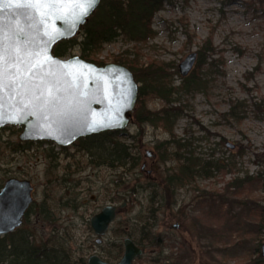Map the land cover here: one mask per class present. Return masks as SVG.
<instances>
[{
	"label": "rangeland",
	"instance_id": "1",
	"mask_svg": "<svg viewBox=\"0 0 264 264\" xmlns=\"http://www.w3.org/2000/svg\"><path fill=\"white\" fill-rule=\"evenodd\" d=\"M152 30L144 44L119 37L95 58L110 64L127 53L143 68L163 66L169 74L164 82L178 87L180 62L211 38L217 53L200 70L205 85L178 92L171 104L182 108L173 135L187 146L168 150L192 153L200 163L234 162L233 171L197 177L168 199L162 180L177 161L160 159L170 140L161 122L139 127L130 120L116 140L129 147L136 164L123 168L96 164V156L83 149L88 144L79 140L66 148L21 142V127L11 126L0 130V186L9 178L29 180L33 201L23 227L33 232L35 244L51 239L73 258L98 255L118 263L129 237L143 250L132 264H261L264 231L257 232L250 210L253 203L264 204V0H168L154 15ZM80 55L74 47L64 58ZM236 103L238 121L227 115ZM146 107L158 111L165 104L149 97ZM234 176L253 179L236 194L226 189ZM121 204L98 246L90 218Z\"/></svg>",
	"mask_w": 264,
	"mask_h": 264
},
{
	"label": "water",
	"instance_id": "2",
	"mask_svg": "<svg viewBox=\"0 0 264 264\" xmlns=\"http://www.w3.org/2000/svg\"><path fill=\"white\" fill-rule=\"evenodd\" d=\"M100 1L73 27L72 17L79 11L76 0H60L67 7L58 9L46 6L44 0H0V40L8 51L24 61L5 67L3 82L7 84L13 79L10 73H17L20 87L15 91L7 87L0 89V130L18 126L21 127L18 137L21 142H52L66 148L79 139L126 129L132 119L139 86L133 73L118 64L98 66L79 56L60 58L53 54L57 43L77 35ZM25 13L29 15L26 17ZM34 21L43 23L34 24ZM196 59L197 53L192 52L180 62L181 77L192 71ZM33 63L37 67L33 68ZM32 72L38 75L33 76ZM42 91L53 94L54 98L47 105L34 99V94ZM228 147L234 146L228 144ZM32 192L29 180L9 178L2 184L0 237L21 226L33 201ZM124 206L107 205L90 218L97 245L102 243L119 209ZM122 245L123 255L118 263L91 255L87 264H132L143 255L142 248L129 237L123 239ZM260 255L264 258V243Z\"/></svg>",
	"mask_w": 264,
	"mask_h": 264
},
{
	"label": "trees",
	"instance_id": "3",
	"mask_svg": "<svg viewBox=\"0 0 264 264\" xmlns=\"http://www.w3.org/2000/svg\"><path fill=\"white\" fill-rule=\"evenodd\" d=\"M167 1L101 0L94 13L80 27L78 36L57 43L53 47V54L64 58L72 48L78 47L81 59L99 66L105 65V63L95 58L103 45L111 43L119 37L129 42L143 44L153 38V17ZM78 37H80L79 41L77 40ZM216 53L211 38L204 40L197 50L194 68L186 77H182L178 87L164 82L169 74L166 73L163 66L143 68V65L137 62V57L129 59L127 53L115 56L112 62L127 67L133 73L134 80L139 85L135 108L132 113L133 122L139 127L145 123L154 125L155 122H161L163 129L170 135V140L163 144V150L160 152V159L163 162L174 157L177 161L176 167L170 172L167 170L168 173L162 180L163 192L168 199L172 198L175 189L193 184L197 177H207L213 171L224 172V170H227L231 173L236 165L234 162L228 164L224 162L200 163L192 153H188V156H182L178 152L168 150L171 145L177 148L178 151L187 146L173 135L174 121L182 111L181 107L177 108L171 105L175 101L173 97L180 91L190 93L205 85L200 70L207 59ZM149 97L162 100L165 107L158 111L147 109L146 101ZM240 108L241 103H236L230 108L227 115L238 121L241 113ZM121 135H123L121 131L104 132L79 139V142L81 145L88 144L83 146V149L96 156V164L98 165L123 168L129 164L130 167H134L136 159L132 157L129 147L116 140ZM127 137L133 138L128 135ZM251 179L253 178L249 176L243 178L234 176L226 183V189H233L234 193L239 194L247 190ZM130 192L135 193L134 187L130 189ZM168 203V205L171 204L170 200ZM253 205L250 215L254 217L257 232L264 231V204L260 206L258 203H253ZM31 207L32 205L26 212L18 229L0 237V264H87L84 258H73L70 252L63 247L55 242L50 243L51 239H48L47 243H34L33 232L23 227L24 221L31 214ZM118 253H121V246L118 248ZM257 261L264 264V258L260 254L257 256Z\"/></svg>",
	"mask_w": 264,
	"mask_h": 264
},
{
	"label": "snow or ice",
	"instance_id": "4",
	"mask_svg": "<svg viewBox=\"0 0 264 264\" xmlns=\"http://www.w3.org/2000/svg\"><path fill=\"white\" fill-rule=\"evenodd\" d=\"M45 5L48 7H52L54 9H58L60 7H67V5L61 4L60 0H44ZM98 0H76V8L79 9L78 13L74 14L72 17L73 20V27H75L76 23L82 22L83 19L88 16L92 10H94ZM26 17L29 15L25 13ZM42 21H34V24H42ZM29 27H33V25H29ZM54 38V37H52ZM38 56V53H36ZM23 64L24 61L21 57L15 55L14 52L8 51L3 44V40H0V89L2 88H9L12 91H15L16 88L20 87V84L17 83V80L20 79L19 74L17 73H10L13 79L9 81L7 84L3 82L4 75H5V67L6 65L11 64ZM44 63H47L45 61ZM33 68L37 67L35 63L32 65ZM33 76H37V72H32ZM39 87V85H36ZM54 98L51 92L45 94V92H40L39 95L34 94V99L38 101H42L43 104L47 105L51 102V99ZM2 99V97H0Z\"/></svg>",
	"mask_w": 264,
	"mask_h": 264
},
{
	"label": "flooded vegetation",
	"instance_id": "5",
	"mask_svg": "<svg viewBox=\"0 0 264 264\" xmlns=\"http://www.w3.org/2000/svg\"><path fill=\"white\" fill-rule=\"evenodd\" d=\"M99 246V245H98ZM101 258V257H100Z\"/></svg>",
	"mask_w": 264,
	"mask_h": 264
}]
</instances>
